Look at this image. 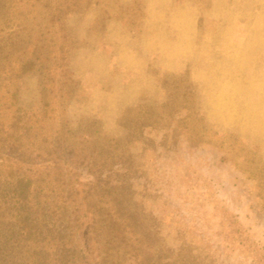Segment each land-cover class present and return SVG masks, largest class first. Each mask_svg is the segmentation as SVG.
I'll return each instance as SVG.
<instances>
[{"label": "rangeland", "instance_id": "374dc122", "mask_svg": "<svg viewBox=\"0 0 264 264\" xmlns=\"http://www.w3.org/2000/svg\"><path fill=\"white\" fill-rule=\"evenodd\" d=\"M0 264H264V0H0Z\"/></svg>", "mask_w": 264, "mask_h": 264}, {"label": "trees", "instance_id": "16d2710c", "mask_svg": "<svg viewBox=\"0 0 264 264\" xmlns=\"http://www.w3.org/2000/svg\"><path fill=\"white\" fill-rule=\"evenodd\" d=\"M109 255V253H107V256ZM112 262V261H111Z\"/></svg>", "mask_w": 264, "mask_h": 264}]
</instances>
